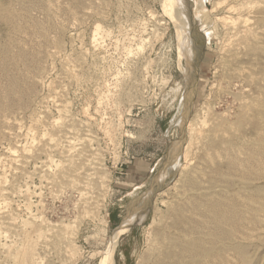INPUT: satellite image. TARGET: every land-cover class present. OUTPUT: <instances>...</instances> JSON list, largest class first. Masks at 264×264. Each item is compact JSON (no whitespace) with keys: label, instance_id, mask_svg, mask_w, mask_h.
<instances>
[{"label":"rangeland","instance_id":"obj_1","mask_svg":"<svg viewBox=\"0 0 264 264\" xmlns=\"http://www.w3.org/2000/svg\"><path fill=\"white\" fill-rule=\"evenodd\" d=\"M177 1L193 54L165 0H0V264H150L207 219L209 263L264 264V0Z\"/></svg>","mask_w":264,"mask_h":264},{"label":"bare ground","instance_id":"obj_2","mask_svg":"<svg viewBox=\"0 0 264 264\" xmlns=\"http://www.w3.org/2000/svg\"><path fill=\"white\" fill-rule=\"evenodd\" d=\"M31 1V0H30ZM166 2H165V5L167 4V5H169V8H170V10H169V12H170V15H172L173 17H174V21H176V23L178 24V27H179V29H180V33L182 34V33H184V32H186V31H184V30H186V24H187V27H188V30H190V31H188V41H189V46H188V48H187V50L189 51V53H191V54H193L194 52H195V50L193 49V34H191L192 32H191V28H190V23L189 22H187V20H186V18L187 17H185V15L184 14H182V12H181V7L179 6V1H177V0H165ZM166 5V6H167ZM2 6H4V5H2ZM165 6V7H166ZM3 9V8H2ZM4 9H6V7H4ZM51 9V8H50ZM247 10V9H246ZM3 11V10H2ZM0 12H1V10H0ZM4 12V11H3ZM1 14H2V12H1ZM12 14V13H11ZM231 15V14H230ZM245 17V16H244ZM247 18V17H246ZM230 19V18H229ZM244 19V18H243ZM250 19V18H249ZM240 20V19H239ZM245 20V19H244ZM233 21V20H232ZM237 21V20H236ZM235 21V22H236ZM10 22V21H9ZM213 22V21H212ZM14 25H15V23H14ZM227 25V24H226ZM248 25V24H247ZM255 25V24H254ZM229 26V25H228ZM242 28H244V27H242ZM233 29V28H232ZM19 30V29H18ZM226 30V29H225ZM252 30H253V32H254V29L252 28ZM227 31V30H226ZM240 31H241V28H240V30H239V33H240ZM242 31L244 32V33H246V31L244 30V29H242ZM16 32H18V31H16ZM19 32H20V30H19ZM204 32H205V34L207 35V36H209L210 35V30L209 29H207V28H204ZM225 32V31H224ZM248 32H249V30H248ZM249 33H251V31L249 32ZM12 34V33H11ZM248 33H246V35H247ZM253 34V33H252ZM256 34V33H255ZM229 35H231V34H229ZM12 36V35H11ZM238 36V35H237ZM248 36H250V34H248ZM247 36V37H248ZM251 36H253V35H251ZM242 37H245V36H242ZM239 38H240V36H239ZM248 39V38H247ZM12 40V39H11ZM240 40H241V38H240ZM247 41V40H246ZM249 41V40H248ZM251 41V40H250ZM17 42V41H16ZM244 44H251V43H244ZM243 45V44H242ZM20 46V45H19ZM246 46V45H245ZM257 46V45H256ZM237 47V46H236ZM251 48H252V46H250ZM257 47H259V46H257ZM239 48V47H238ZM22 49V48H21ZM258 49V48H257ZM261 49V48H260ZM236 51H238L237 50V48L235 49ZM256 50V49H255ZM10 51V50H9ZM26 51V50H25ZM250 51V50H249ZM253 51V50H252ZM260 51H262V50H260ZM257 52V51H256ZM26 53V52H25ZM189 53H188V55H189ZM227 53H229V52H227ZM226 53V54H227ZM237 53V52H236ZM235 53V54H236ZM243 53V52H242ZM8 54H10V53H8ZM233 54V53H232ZM231 54V55H232ZM25 55V54H24ZM28 55V54H27ZM35 55V54H34ZM234 55V54H233ZM236 55H238V54H236ZM235 55V56H236ZM33 56V55H32ZM7 57V56H6ZM229 57H231V56H229ZM9 58V57H8ZM35 58V57H34ZM240 58V57H239ZM7 59V58H6ZM238 59V58H237ZM239 60V59H238ZM31 61V60H30ZM7 62V61H6ZM8 62H10V61H8ZM38 62V61H37ZM40 62V61H39ZM2 64H4V63H2ZM8 63H6L5 65H7ZM4 65V68H6V66ZM41 65V64H40ZM38 66H39V64H38ZM238 66H240V65H238ZM43 67V66H42ZM244 67V66H243ZM246 68V67H245ZM1 71H2V69H0ZM5 70H7V68L5 69ZM4 70V71H5ZM41 71V70H40ZM7 72V71H6ZM38 72V71H37ZM12 73H13V71H12ZM41 73V72H40ZM264 73V72H263ZM1 74H3V73H1ZM6 74V73H5ZM5 74L3 75V76H5ZM81 75H82V73H81ZM6 76H7V74H6ZM43 77V76H42ZM4 78V77H3ZM7 78V77H6ZM1 79V78H0ZM244 80V79H243ZM2 81V80H1ZM6 81H7V79H6ZM226 81V80H225ZM260 84V83H259ZM1 85V84H0ZM238 85V84H237ZM0 87H2V86H0ZM4 88V87H3ZM5 89V88H4ZM4 91V90H3ZM2 91L0 90V93H1ZM263 94V93H262ZM4 95V94H3ZM8 95V94H7ZM1 97V96H0ZM3 97V96H2ZM256 97V96H255ZM254 97V98H255ZM185 98H186V100H187V97L185 96ZM242 99H243V97H242ZM264 99V98H263ZM185 100V99H184ZM253 101V100H252ZM264 102V101H263ZM253 107V106H252ZM255 107V106H254ZM256 108V107H255ZM261 112H264V110L263 111H261ZM263 114V116H264V113H262ZM256 117V116H255ZM259 117V116H258ZM260 118V117H259ZM261 121V120H260ZM261 128H262V126H261ZM264 128V127H263ZM244 129V128H243ZM264 130V129H263ZM260 133V132H259ZM208 135V134H207ZM206 135V136H207ZM210 137V136H209ZM234 137V136H233ZM253 138H255V136L254 137H252V139ZM257 139H256V141H255V144L257 145V149H256V151L254 152V151H252V152H254V154H252V152H251V154L252 155H256V153L258 154V152L259 153H261L263 150H264V137H259L258 138V136L256 137ZM192 139V138H191ZM202 139H204V138H202ZM210 139V138H209ZM240 139V138H239ZM198 140V139H197ZM215 140V139H214ZM237 140V139H236ZM210 141V140H209ZM80 142V141H79ZM203 143H204V141H202ZM206 142V141H205ZM233 142V141H232ZM239 142V141H238ZM238 142L237 143H235V147L237 146V144H238ZM245 142V141H244ZM197 143H201V142H197ZM207 143V142H206ZM241 142H239V144H240ZM251 143V142H250ZM55 144V143H54ZM222 144V143H221ZM254 144V143H253ZM189 145H191V144H189ZM231 145V144H230ZM234 145V144H233ZM242 145V144H241ZM204 146V145H203ZM247 146H248V144H247ZM250 146H251V144H250ZM231 147V146H230ZM234 147V149H238V146H237V148H235ZM243 147V146H242ZM200 148H201V146H200ZM243 148H245V147H243ZM253 148H254V146H253ZM253 148H251V149H253ZM256 148V147H255ZM255 148L253 149V150H255ZM231 149V148H230ZM246 149H249L248 147H246ZM197 150V149H196ZM211 150H212V148H211ZM232 150H233V148H232ZM232 150H230V151H232ZM238 150H240L241 151V149H238ZM15 151V150H14ZM235 151H237V150H235ZM239 151V152H240ZM243 151H244V149H243ZM212 152H214V151H212ZM234 152V151H233ZM232 152V154H234V153H236V152H234L233 153ZM239 152H237V153H239ZM247 152V151H246ZM210 153V152H209ZM236 153V154H237ZM241 153H242V151H241ZM214 154V153H213ZM231 154V153H230ZM247 154H249V153H247ZM262 154V153H261ZM235 155V154H234ZM239 155V154H238ZM237 155V156H238ZM188 156V155H187ZM228 156H229V154H228ZM240 156V155H239ZM242 156V155H241ZM207 157V156H206ZM216 157V156H215ZM231 157V156H230ZM247 157V156H246ZM245 157V158H246ZM248 157H251V158H255V157H253V156H248ZM209 158V157H208ZM219 158V157H218ZM233 158V157H232ZM242 158V157H241ZM241 158H239V161L238 162H240V159ZM251 158H248L249 159V163H250V159ZM260 158V157H259ZM236 159V158H235ZM247 159V160H248ZM216 160V159H215ZM226 160V159H225ZM233 160V159H232ZM247 160H244V161H247ZM262 160V159H261ZM229 161V160H228ZM230 161H231V159H230ZM229 161V162H230ZM234 161V160H233ZM242 162H243V160H241ZM258 161V160H257ZM237 162V161H236ZM235 162V163H236ZM206 163V162H205ZM213 163H216V161L215 162H213ZM233 162L231 161V164H232ZM241 163V162H240ZM244 163H246V162H244ZM248 163V164H249ZM262 163V162H261ZM194 164V163H193ZM229 164V163H228ZM237 164V163H236ZM247 164V163H246ZM250 164H252V163H250ZM249 164V166H251ZM258 164V163H257ZM212 165V164H211ZM215 165V164H214ZM233 165V164H232ZM238 166H240L239 164H237ZM236 165V166H237ZM262 165H264V164H262ZM255 166V165H254ZM253 166V164H252V167H254ZM15 167V166H14ZM216 167V166H215ZM230 168H231V166H229ZM232 167H235V166H232ZM242 167V166H241ZM241 167H240V169H241ZM246 167H247V165H246ZM223 168V167H222ZM243 168V167H242ZM248 168V167H247ZM251 168V167H250ZM249 168V169H250ZM256 168V167H255ZM264 168V167H263ZM217 169V168H216ZM235 169V171H236V168H234ZM246 170V168L244 167L242 170ZM241 170V171H242ZM244 170V171H245ZM248 170V169H247ZM247 170H246V172H247ZM10 171V170H9ZM55 171V170H54ZM238 171H239V169H238ZM241 171H239L240 173H242ZM252 171V170H251ZM251 171H250V173H251ZM256 171V170H255ZM261 171V170H260ZM263 171V170H262ZM217 172V171H216ZM219 172V171H218ZM253 172V171H252ZM214 173H215V171H214ZM213 173V174H214ZM220 173V172H219ZM244 173V172H243ZM220 175H221V173H220ZM245 175V174H244ZM259 176V175H258ZM222 177V176H221ZM244 177V176H243ZM250 177V176H249ZM212 178V177H211ZM220 178V177H219ZM259 178V177H258ZM213 179V178H212ZM187 180V179H186ZM210 180V179H209ZM213 180H215V179H213ZM217 180V179H216ZM218 180H220V179H218ZM248 180V179H247ZM258 180V179H257ZM260 180V179H259ZM214 183V182H213ZM221 183V182H220ZM233 183V182H232ZM252 185V184H251ZM258 185V184H257ZM4 190V189H3ZM6 192V191H5ZM181 192V191H180ZM190 194V193H189ZM200 195V193L198 194V196ZM210 195V194H209ZM214 195H216V194H214ZM214 195H213V198H214ZM244 195V194H243ZM247 195H248V192H247ZM197 196V195H196ZM246 196V195H245ZM192 197V196H191ZM216 197V196H215ZM254 197V196H253ZM263 197V196H262ZM198 198V197H197ZM211 197L209 196V199H210ZM221 198V197H220ZM252 198V197H251ZM256 197H254V199H255ZM261 198V197H260ZM185 199V198H184ZM189 199V198H188ZM215 199V198H214ZM235 199H238V198H234V200ZM248 199V198H247ZM259 199V198H258ZM262 199V198H261ZM230 200V199H229ZM240 200H241V198H240ZM212 201V200H211ZM231 201V200H230ZM12 202V201H11ZM196 202V201H195ZM198 202V201H197ZM196 202V203H197ZM200 202V201H199ZM208 202H210L209 200H208ZM256 202H257V200H256ZM261 202V201H260ZM201 203V202H200ZM227 203V202H226ZM228 203H230V202H228ZM231 203H232V201H231ZM230 203V204H231ZM241 203V202H240ZM239 203V204H240ZM187 204H188V202H187ZM210 205H209V207H208V213H209V219H212L213 221H214V224H215V226H216V229H215V231H214V233L212 234V235H215L216 237H215V239L216 238H218V239H220V241H222V238L226 235V233L227 234H231V232H232V229H234V224L237 222V218L239 217L238 216V207L236 206V204H231L230 206H227L224 202H222V201H212V202H210L209 203ZM253 204V203H252ZM264 204V203H263ZM200 205V204H199ZM198 205V206H199ZM241 205V204H240ZM249 205V204H248ZM9 206V205H8ZM181 206V205H180ZM197 206V207H198ZM261 206H263V205H261ZM200 207V206H199ZM249 207V206H248ZM146 207H144V209H145ZM240 208H241V206H240ZM252 208V207H251ZM189 209V208H188ZM255 209V208H254ZM187 211H189V210H187ZM185 212L186 214H188V212ZM201 211H202V209H201ZM170 212V211H169ZM179 212V211H178ZM190 212V211H189ZM250 212V211H249ZM262 212V211H261ZM181 213H182V211H181ZM13 214V213H12ZM183 214H184V212H183ZM185 215V214H184ZM240 215V214H239ZM253 215V214H252ZM186 216H189V214L188 215H186ZM185 217V216H184ZM191 217V216H190ZM180 218V217H179ZM187 217H185V219H186ZM259 218V217H258ZM165 219H166V217H165ZM169 219V218H168ZM167 219V220H168ZM184 219V220H185ZM190 218L188 217V220H189ZM240 219V218H239ZM253 219H255L254 217H253ZM164 220V219H163ZM181 220V219H180ZM211 220V221H212ZM165 221V220H164ZM185 221H187V220H185ZM192 224H191V227H190V229L189 230H187V229H184V227L186 226L185 225V222H184V227H183V229H179V228H177L175 225H171L169 228H170V230H161V233L159 234V238H158V245H157V253L155 252V253H153V254H156V256H155V260H154V262L153 263H150V264H212V263H209V259H210V257H213V256H220V255H222L221 253H220V251H222L221 249L222 248H220L221 246L219 245L218 246V241H216V243L217 244H214L213 246H211V245H209V243L211 242L210 241V237H209V235H208V232L207 231H205V228H206V225H207V223H208V219H207V223H206V221H204L203 222V224H197V223H195L194 221H192V220H189ZM188 221V222H189ZM212 221V222H213ZM172 222V221H171ZM261 222V221H260ZM238 223V222H237ZM240 223V222H239ZM239 223H238V225H239ZM256 223V222H255ZM177 224H179V222L177 223ZM10 225H12V224H10ZM205 225V226H204ZM210 225V224H209ZM13 226V225H12ZM168 226H169V224H168ZM212 226V225H211ZM209 227V226H208ZM236 227H237V225H236ZM250 227V226H249ZM4 228V227H3ZM238 228H241V227H238ZM245 228V227H244ZM211 229V228H210ZM236 229V228H235ZM246 229V228H245ZM208 230V229H207ZM237 230V229H236ZM242 230V229H241ZM119 233V232H118ZM243 233V232H242ZM240 235V234H239ZM250 235H252V234H250ZM259 237V236H258ZM242 238V237H241ZM157 239V238H156ZM242 239H244V238H242ZM261 239V238H260ZM250 240V239H249ZM238 242V241H237ZM235 244V243H234ZM237 245V244H236ZM230 249V248H229ZM240 250H241V248H240ZM27 252V250H24V252ZM155 251V250H154ZM153 250L151 251V252H154ZM242 251V250H241ZM233 252V251H232ZM28 253V252H27ZM26 253V254H27ZM223 253H224V251H223ZM226 254V253H225ZM28 255V254H27ZM232 255V254H231ZM237 255V254H236ZM149 256H151V255H149ZM223 256V255H222ZM226 256V255H225ZM217 257V259H219ZM233 257H235V256H233ZM30 258V257H29ZM147 258V257H146ZM230 258V257H229ZM27 259V258H26ZM151 259V258H150ZM225 259V258H224ZM228 259V258H227ZM30 260V259H29ZM148 260V259H147ZM214 260V259H213ZM219 260H221V259H219ZM219 260H217V261H219ZM216 261V262H217ZM222 261V260H221ZM225 261V260H224ZM231 261V260H230ZM222 263V262H221ZM102 264H115V262H114V257L112 256V254L110 253V254H108L104 259H103V263ZM214 264V263H213ZM218 264V263H217Z\"/></svg>","mask_w":264,"mask_h":264},{"label":"water","instance_id":"obj_3","mask_svg":"<svg viewBox=\"0 0 264 264\" xmlns=\"http://www.w3.org/2000/svg\"><path fill=\"white\" fill-rule=\"evenodd\" d=\"M198 51H199L198 54L194 57V64H192V70H191L192 71V76H191V83H190L191 84V88H195L196 79H197L198 72H199V63H200V60L202 59V55H203V44L200 43V42H199V50ZM192 95L193 94H191V96L189 98L190 104H191L192 99H193Z\"/></svg>","mask_w":264,"mask_h":264}]
</instances>
